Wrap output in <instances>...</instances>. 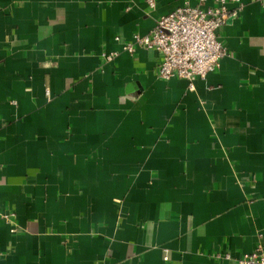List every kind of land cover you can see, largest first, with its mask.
Here are the masks:
<instances>
[{
  "label": "crops",
  "instance_id": "0c3cea01",
  "mask_svg": "<svg viewBox=\"0 0 264 264\" xmlns=\"http://www.w3.org/2000/svg\"><path fill=\"white\" fill-rule=\"evenodd\" d=\"M185 2L0 0V264L264 255V0L192 88L123 50Z\"/></svg>",
  "mask_w": 264,
  "mask_h": 264
},
{
  "label": "built area",
  "instance_id": "2783aa9c",
  "mask_svg": "<svg viewBox=\"0 0 264 264\" xmlns=\"http://www.w3.org/2000/svg\"><path fill=\"white\" fill-rule=\"evenodd\" d=\"M145 2L154 9L155 0ZM231 3L240 4L239 0H198L195 6L185 2L172 13L160 17L148 35H133L131 41L123 45V50L132 53L136 47H143L157 52L160 57L157 65L159 79H181L192 88V81L205 79L209 73L215 72L226 54L219 31L229 18L238 14L239 8L229 10ZM106 59L111 60V55ZM10 217L3 215L6 220ZM236 262L264 264V255L247 253Z\"/></svg>",
  "mask_w": 264,
  "mask_h": 264
}]
</instances>
